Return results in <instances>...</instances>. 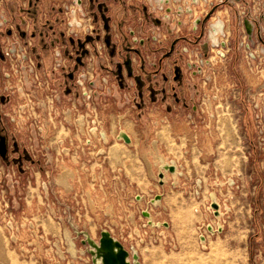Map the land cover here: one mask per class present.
Instances as JSON below:
<instances>
[{"label": "rangeland", "instance_id": "1", "mask_svg": "<svg viewBox=\"0 0 264 264\" xmlns=\"http://www.w3.org/2000/svg\"><path fill=\"white\" fill-rule=\"evenodd\" d=\"M108 1L87 0L93 21L105 31V22L113 27L112 18H106ZM97 5L107 21L97 17ZM141 6L159 12L143 0ZM52 12L58 25L44 24L50 54L38 59L30 53L34 66L22 76L12 73L7 59L2 62L12 73L13 88L5 89L4 80L0 83L1 96L7 99L0 101V115L8 142V156L0 155V264H94L92 248L82 241L84 232L98 240L103 229L111 231L130 253H138L139 263L131 257V264H264V129L257 128L258 123L264 124V113L256 117L252 110L253 98L264 92V80L259 81L264 77L263 65L248 64L247 53L237 44L227 48L223 57L212 50L206 59L223 66L216 74L204 65L205 75L212 80L204 83L202 75H193L185 64V59L200 60L197 45L185 36L187 25L175 35L159 37L163 44H151L150 53L156 52L157 60L163 57L162 69L143 70L151 79L147 89L152 100L167 89L164 98L169 95L174 101L176 91L181 106L169 115L162 107L168 108L166 101L161 106L151 100L147 106L154 114L142 124L131 105L124 109L123 90L118 89L108 62L99 56L92 97H83L76 83L81 64L73 61L75 49L69 47L67 35L73 17L58 9ZM136 25L143 32L148 28L150 38L154 35L149 23ZM237 37L232 30L233 44ZM86 39L76 46L81 48V61L87 56ZM172 42L184 51L183 57L178 56L183 68L177 78L174 59L178 58L169 49ZM60 46L68 66L55 70L54 50ZM131 52L121 57L132 56ZM46 61L50 72L45 70ZM208 98L215 113L209 119L193 108ZM236 107L241 113H236ZM124 131L131 135L130 143L122 138ZM165 162L175 164L176 171L165 170ZM161 170L166 188L160 185ZM215 174L219 178L209 179L212 187L196 188L199 176ZM236 174L240 188L232 189L228 177ZM222 186L225 191H219ZM166 190L167 203L152 202L155 194L164 195ZM213 192L222 214L215 217L208 210L206 218L208 195ZM198 206L202 212H196ZM145 210L150 217L143 214Z\"/></svg>", "mask_w": 264, "mask_h": 264}, {"label": "flooded vegetation", "instance_id": "2", "mask_svg": "<svg viewBox=\"0 0 264 264\" xmlns=\"http://www.w3.org/2000/svg\"><path fill=\"white\" fill-rule=\"evenodd\" d=\"M37 0H19L18 2V10L21 15L24 16L22 21L19 20V24L17 23V19L12 16L13 9L8 4H12V0H0V12L1 9L5 10V19L2 21V17L0 16V83L2 84V62L7 59L4 54V44L7 45L9 41H17L21 47L27 52V56L30 57V53H33L36 58H45L44 55L46 53L50 54L49 44L46 43V37H43L47 32L42 29L39 30L41 39L38 42L36 39V31L32 30V22L30 21V12L34 11L32 6L36 3ZM180 2L179 4H175L172 0H145L147 4H151V8H154L161 12L159 23L162 25L165 22L175 23L181 26L180 30L187 25V33L185 35L187 40H189L192 45L196 46V49H201L204 53H209V41L217 35H220L221 39V47L227 48L232 45H236L242 48V36L244 34L251 35L253 37L254 33L257 32L258 26L260 23H264V17L260 18L259 22L257 18L254 20H250L248 15L243 17L241 12V5L246 0H176ZM186 2L187 6L183 3ZM173 4H172V3ZM15 4V2H14ZM51 10L54 12L58 9L60 11H65V13L72 19V23L67 26V35L70 37V45L69 47L74 46V51H72V55H74V62L76 64H81V69L76 77V83L81 87V94L83 95V88L86 87V90L93 91L95 86V81L93 80L94 68L96 63V58L99 56L108 62V55L104 54L106 50V41L105 34L106 31L104 28L100 29L96 26L95 22L92 19L91 14L88 11V2L87 0H50ZM47 20V18H45ZM48 22V21H46ZM47 24V23H46ZM22 26V27H21ZM183 26V27H182ZM104 27V26H102ZM164 28V27H163ZM87 29V30H86ZM106 29V28H105ZM216 29V30H215ZM218 29V30H217ZM232 30L237 33L238 37L235 38V42L233 44V40L231 39ZM179 31V30H178ZM220 31V32H219ZM230 32V34L228 32ZM173 32V31H170ZM98 34V37H95V34ZM185 33V34H187ZM175 35L173 32L171 35ZM216 34V35H215ZM156 36V34H155ZM86 37H90V39H86ZM203 37H208L209 41L204 42L201 41ZM160 45L163 44L162 40H159V37H155ZM82 39H86L84 43V47L86 50V60L81 61L79 51L81 48L76 47ZM155 39V40H156ZM180 39V37L175 40ZM46 40V41H45ZM226 40V42H224ZM201 41V42H200ZM178 42V41H177ZM82 43V41H81ZM82 46V45H81ZM236 46V47H237ZM253 46V45H252ZM251 47V45H250ZM169 49L172 50L171 54H175V57L184 56L181 53L184 51L181 49H175V43H171V47ZM195 49V50H196ZM184 50H187V47H184ZM60 51V52H59ZM181 52V53H180ZM60 54L61 61L60 64H56L57 56ZM184 54V53H183ZM79 55V56H78ZM54 69L58 70L59 68L67 67L68 57L64 53V46H60L54 50ZM78 56V57H77ZM79 60V61H78ZM174 73L175 77L180 76L179 68H183V60L174 59ZM80 62V63H79ZM150 68H161L163 64V57H160L156 61H148ZM185 64L187 69H191L192 74L194 75L193 69L189 65V61H186ZM244 64V63H243ZM51 65V62H50ZM178 65L180 67H178ZM242 65V64H241ZM240 65V67H241ZM45 66V70L50 68L47 67V61ZM165 66V65H164ZM109 68V66L107 65ZM242 69V68H241ZM143 70H145L143 68ZM246 76V75H245ZM70 77L71 74H70ZM168 76L164 77V80L167 79ZM71 79V78H70ZM102 80L104 82H109L108 77L103 76ZM166 81V80H165ZM175 89V87H173ZM174 96L172 101L173 109L178 110L180 108V98L178 93L173 91ZM2 95L0 91V96ZM73 95V93H72ZM75 95V94H74ZM73 98L77 100L76 97ZM92 97V95L90 96ZM5 97H0L1 102H6ZM185 104V103H184ZM2 104L0 103V108ZM194 111H196V106L193 107ZM159 109V108H157ZM1 112V109H0ZM2 113V112H1ZM154 114V113H152ZM6 125L3 120V117L0 115V135L6 134ZM7 149L8 142L6 138ZM8 154V150H7ZM6 154V156H8Z\"/></svg>", "mask_w": 264, "mask_h": 264}, {"label": "crops", "instance_id": "3", "mask_svg": "<svg viewBox=\"0 0 264 264\" xmlns=\"http://www.w3.org/2000/svg\"><path fill=\"white\" fill-rule=\"evenodd\" d=\"M17 1L19 0H12L13 3L8 4L13 9L12 16L17 19V21L21 19L23 21L24 16L19 13ZM91 1L96 4L99 2V0ZM108 2L110 3L109 17L106 16V18L107 20H109V18H112L113 20L112 28H110L109 24H106L105 21L103 25L106 28L105 44L108 54V66L114 71V76L118 89L123 90L121 91L123 94L121 95L120 99L125 100L126 102L124 109H127V107L131 105L134 108V111L136 112V116L138 117L139 122L142 123L149 121L148 116L152 115V112L148 110L147 106L149 103L154 101L155 104H160L162 106L163 102L166 101L168 108H164V106H162L163 110L165 109L166 113L172 115L173 113H175V109H173L170 96L167 95L164 98V93L166 94L168 90L165 89V92L159 91L160 93L158 92L156 94L157 97L155 98V100H152V96L150 97L151 92L149 93L147 89V86L150 84L151 79H149L150 77L148 75V72L143 71V68L150 71L148 61L150 62L153 60H157V55L155 54L156 52L153 53L152 51L150 53V51L152 50V47H150L151 44H153L155 47L157 46V43L160 44V42H158L155 37L171 35L173 32L177 33L178 30H180L181 26H179L178 24L174 25L170 22H165V24L161 26V24L159 23V14L161 12L155 11L154 13H152L145 11L141 6V0H128L126 2L120 0H110ZM99 7L100 6L97 5V17L100 16V18L106 20V18L104 16L101 17L100 12H98ZM32 9L34 11L30 12V21L32 22V30L36 31V39L39 42L41 39L39 30L43 28L44 24H55L53 12L51 10L50 0H37L36 3L33 4ZM150 10H152L151 6ZM45 18H47V20H45ZM127 21L129 25L126 24ZM121 23L122 27L120 26ZM144 23H149V26L151 25L152 27V29H150L153 30L154 35L151 34V38L148 33V28H144L143 32L142 28H138L136 25L138 24L141 26L142 24L144 25ZM123 24H126L128 26L125 28ZM55 25L57 26L58 24ZM115 35L117 36V39H115ZM43 37H47V34H45ZM122 50L123 52L130 50V52L133 51L134 53L132 54V56H130L131 54H129L128 57L124 56V58H122ZM155 82L160 85L165 84V82L163 81ZM128 90H130L131 92L129 93ZM189 99V96L185 97V100L182 103L184 104ZM123 133L128 134L126 131H124ZM129 137L130 140H132L130 134ZM163 186L166 188L167 185L165 186V184H163ZM167 191L168 190H166V193L161 199L162 202L165 203L168 202ZM171 223L172 226H174L175 220L172 219Z\"/></svg>", "mask_w": 264, "mask_h": 264}, {"label": "built area", "instance_id": "4", "mask_svg": "<svg viewBox=\"0 0 264 264\" xmlns=\"http://www.w3.org/2000/svg\"><path fill=\"white\" fill-rule=\"evenodd\" d=\"M173 3L175 4H179L180 2L176 1V0H172ZM171 2V3H172ZM172 3V4H173ZM185 6H187L186 2L184 1L183 3ZM241 12L243 14V17L245 15L249 16L250 20H254L255 18H257L258 22L260 20V18L264 17V0H246L244 3H242L241 5ZM6 13L4 9H1L0 12V16L2 17V21H4V17H5ZM87 30V29H86ZM226 42V40L224 41ZM221 39H220V35L215 36L214 38L210 39L209 41V47H210V51L214 50L220 57H223L225 55L226 49L221 47ZM242 50L245 51L248 57V64H254V67L259 68L260 66L264 67V23H260L258 26V30L256 33H254L253 37L251 35H246L244 34L242 36ZM251 45V47H250ZM253 45V46H252ZM199 50V51H197ZM198 56L200 57L199 61H193L190 60L189 61V65L190 67L193 69L194 71V75L200 76L202 75V77L204 78V83H209L212 80L210 79V76L205 75L206 70L204 69V65L208 67H212L213 68V73H218L219 69L221 66L219 63H215L213 62L212 58L206 59L207 53H204L201 49H196V51ZM4 54L7 58V60L10 63V70H12V73H19L21 76L25 73L28 72V70H30V67L32 68L34 66V61L27 56V52L24 50L23 47H21L19 45V43L17 41H9L4 49ZM59 56H57V60H56V64H60L61 61V57L60 54H58ZM259 59V60H258ZM256 60H258L256 62ZM221 62H223V60H221ZM251 67V65H250ZM252 68V67H251ZM10 70L5 69L4 67H2V80H4V84H6L4 86L5 89H11L13 88L11 82H10V77H12V73L10 72ZM212 73V72H211ZM212 73V74H213ZM214 78V74L212 76ZM20 80V78H19ZM211 80V81H210ZM264 77L260 78L259 81H263ZM254 81L256 82V80L254 79ZM14 92V91H13ZM83 97H86L87 99H91V90H86V87L83 88ZM204 95L206 96L207 94L204 93ZM217 95H213L212 98H216ZM257 98H261V100H264V92L260 93L258 97L253 98V104L254 107L252 108L253 113L255 114V116L259 117V115H262L264 113V103H260L258 104L257 102H255L256 100H259ZM211 102V98L208 99H204L203 103H201L200 105L196 106V110H199L201 113H203V116H208V119L210 118V116H214V111L211 108V105H209V103ZM202 105L205 106V108H202ZM213 112H212V111ZM207 113V114H206ZM236 113H241V108L236 107ZM153 115V114H152ZM150 115V116H152ZM161 120H164V118L161 117ZM238 120H240L238 118ZM192 124L195 125V119L191 118ZM202 121L204 122L203 118ZM262 121V120H261ZM204 126L209 127V129H211V126L208 124H204ZM196 127V125L194 126ZM260 128L261 131H263L264 129V124L263 121L258 123L257 128ZM97 128V127H96ZM194 131V130H192ZM129 137V134H126ZM122 138L124 139L125 142L126 139L124 137V135H122ZM131 141V140H130ZM127 142V143H130ZM172 164V163H170ZM175 165V164H174ZM176 166V165H175ZM177 167V166H176ZM201 177V178H200ZM165 178V176H164ZM208 178V180H207ZM217 178H219L216 174L215 175H201L199 176V178L197 179V186L196 188L200 187V188H204V186L206 187H212L211 182L209 181V179H214L217 180ZM225 178V177H224ZM230 181H232V183L230 184V186L232 187V189L236 188H240V186L238 184H236V181H238L239 175H231V177H228ZM227 178V179H228ZM234 178H236L237 180H235ZM166 178L164 179L163 184H165ZM207 181V183L205 182ZM163 184L160 183V185L163 186ZM217 184V183H216ZM224 186L220 187L219 191L221 190V188H223ZM229 189V192L234 193L233 191L230 190V188H227V190ZM221 191H225V189H222ZM211 192V191H208ZM157 194H161V193H157ZM155 194V196L157 195ZM163 197V194H161ZM213 195L216 198L215 193H209L208 198L210 200L209 202V206L207 207V209L205 210L206 213H204V216L207 218L208 217V210L213 211V215L215 217H220L222 214V210H221V204L220 202L217 200L218 202V208H215L214 206V201H213ZM154 199V198H153ZM217 199V198H216ZM196 212H202L200 206H198L196 208ZM145 226H147L146 228H150L152 226H150L149 224H145ZM221 227H219V230ZM209 229L214 231V228H212L211 225H209ZM139 231V230H137ZM111 232V231H110ZM112 233V232H111ZM113 235V234H112ZM114 236V235H113ZM115 237V236H114ZM143 242V238L141 240ZM156 241V239H155Z\"/></svg>", "mask_w": 264, "mask_h": 264}, {"label": "water", "instance_id": "5", "mask_svg": "<svg viewBox=\"0 0 264 264\" xmlns=\"http://www.w3.org/2000/svg\"><path fill=\"white\" fill-rule=\"evenodd\" d=\"M124 137L127 142L130 141V137H128V135L124 134ZM7 150L8 149H7L6 137L4 135H0V155L6 156ZM163 167L165 170H168L170 172L176 171V166L174 164L167 163ZM164 176H165L164 171L161 170L159 173L161 184H163L164 182ZM161 199H162V195L157 194L154 197V199H152V202ZM214 206H216V204H214ZM143 214L145 216L150 217V212L147 210L143 211ZM150 223L153 222L150 221ZM84 233L86 238L83 239L82 241L83 243H88L89 246L92 248L90 250V253L93 256L94 264H131V257L136 263H139L138 253L137 252L130 253V251L124 246V244L119 239L114 237L109 230L103 229L100 232V237L98 240L93 239L86 232ZM95 258L98 259V262L96 261Z\"/></svg>", "mask_w": 264, "mask_h": 264}, {"label": "bare ground", "instance_id": "6", "mask_svg": "<svg viewBox=\"0 0 264 264\" xmlns=\"http://www.w3.org/2000/svg\"><path fill=\"white\" fill-rule=\"evenodd\" d=\"M216 30V29H215ZM218 30V29H217ZM220 32V31H219ZM216 35V34H215ZM60 52V51H59ZM245 67V66H244ZM247 69V68H246ZM125 133H122V135H124ZM116 148V147H115ZM150 162V161H149ZM167 164V162H165L164 164H162L163 166L164 165H166ZM213 201H214V203L216 204V206H215V208H218V202H217V199L215 198V196L213 195ZM96 259V261L98 262V259L97 258H95Z\"/></svg>", "mask_w": 264, "mask_h": 264}]
</instances>
